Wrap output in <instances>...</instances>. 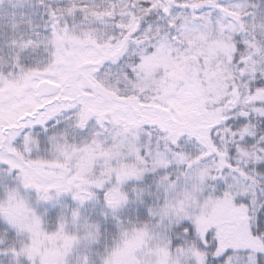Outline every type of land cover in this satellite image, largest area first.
<instances>
[{"label": "snow or ice", "instance_id": "obj_1", "mask_svg": "<svg viewBox=\"0 0 264 264\" xmlns=\"http://www.w3.org/2000/svg\"><path fill=\"white\" fill-rule=\"evenodd\" d=\"M0 264H264V0H0Z\"/></svg>", "mask_w": 264, "mask_h": 264}]
</instances>
